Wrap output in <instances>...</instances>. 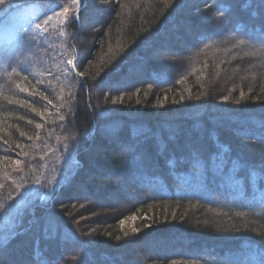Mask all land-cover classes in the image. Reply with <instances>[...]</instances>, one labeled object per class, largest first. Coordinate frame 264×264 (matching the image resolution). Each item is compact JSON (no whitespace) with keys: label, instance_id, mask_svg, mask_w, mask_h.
Instances as JSON below:
<instances>
[{"label":"trees","instance_id":"1","mask_svg":"<svg viewBox=\"0 0 264 264\" xmlns=\"http://www.w3.org/2000/svg\"><path fill=\"white\" fill-rule=\"evenodd\" d=\"M26 4L41 32L0 44V264H259L264 21L244 0H5L0 21Z\"/></svg>","mask_w":264,"mask_h":264},{"label":"snow or ice","instance_id":"2","mask_svg":"<svg viewBox=\"0 0 264 264\" xmlns=\"http://www.w3.org/2000/svg\"><path fill=\"white\" fill-rule=\"evenodd\" d=\"M5 0H0V5H4ZM73 3L75 5L80 4V0H73ZM245 8L244 10L248 12V15L251 19L255 21H264V0H261L260 4H257L256 0H244ZM224 9L221 8V11ZM69 11L68 8H64L63 12L67 13ZM231 14V10L229 7V16ZM39 27V25H37ZM261 32L262 35H264V23L261 25ZM69 64H72L73 61L69 60ZM46 99V97H45ZM22 103V102H20ZM33 111H36V109H33ZM194 119H196L194 117ZM259 127L262 130V134L260 135V141L261 143H264V121H260ZM37 128L41 127V125L37 124ZM201 127L200 123L197 122L193 124V129L194 130H199ZM163 131L167 134L169 140H175L179 129L175 125L172 124H167L166 127L163 128ZM23 135V133H21ZM247 135V134H246ZM116 133L113 130L111 134V138H115ZM215 139V137H214ZM19 147V145H18ZM220 148V152L217 154V156L213 159L211 162L210 167L213 169L215 168V171L221 175L226 182H231L233 184L238 183L237 180L232 179V174L238 170L240 167V162L239 161H233V167L225 172V166H224V154L227 152V149L223 145L218 146ZM161 149L163 150V145H161ZM122 154L127 157L128 162L139 168L140 165V157L135 154V149L132 147H126L122 149ZM170 163H172L170 161ZM73 165L78 168L79 167V162L74 161ZM191 165L194 169H199V173L197 174L198 179H203L209 170V166L205 165V163L200 159L199 155L197 153H192L191 156ZM139 179H145L143 176H138ZM250 178L251 179H258V180H264V166H262L260 169H250ZM155 178H149V180H154ZM261 193H264V187L261 188ZM49 197L47 195H37L36 201L40 202L42 204H46L48 201ZM262 199H264V196H262ZM31 203V201H29ZM75 207V205H74ZM83 207V205H81ZM124 221H121V224H123ZM45 232L48 236L54 238L57 235H60L62 232L61 225L59 222L54 218V217H47L45 219ZM258 255L257 253H253V256ZM101 264H115L114 260L108 257H104L101 261ZM249 264H254V260L250 259ZM259 264H264V256H261Z\"/></svg>","mask_w":264,"mask_h":264},{"label":"rangeland","instance_id":"3","mask_svg":"<svg viewBox=\"0 0 264 264\" xmlns=\"http://www.w3.org/2000/svg\"><path fill=\"white\" fill-rule=\"evenodd\" d=\"M7 16L6 19L0 21V44L11 43L18 33L38 34L41 32V27H37L36 23L38 11L31 4L23 5L18 9L13 8ZM48 22H51V18H48L44 23ZM55 22L58 21L54 20L52 23L55 24Z\"/></svg>","mask_w":264,"mask_h":264}]
</instances>
